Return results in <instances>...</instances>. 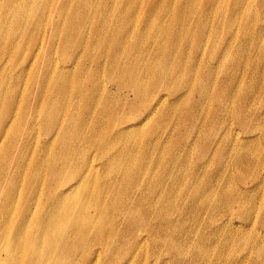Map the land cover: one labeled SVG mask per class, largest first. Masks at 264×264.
I'll use <instances>...</instances> for the list:
<instances>
[{
	"label": "bare ground",
	"instance_id": "obj_1",
	"mask_svg": "<svg viewBox=\"0 0 264 264\" xmlns=\"http://www.w3.org/2000/svg\"><path fill=\"white\" fill-rule=\"evenodd\" d=\"M253 1L254 9L234 1L229 22L241 18L242 34L238 39L240 26L228 25L224 48L202 68L199 53L214 37L215 45L221 25L210 24L208 36L206 16L193 34L184 9L169 27L166 12H156L162 22L152 26V10L130 28L128 11L113 21L93 13L91 0L51 7L49 0H0V264H216L245 247L251 255L233 264H264V232L238 236L254 226L246 220L228 230L234 206L251 220V191L264 195V0ZM211 4V15L225 8V0ZM257 6L260 20L251 32ZM182 35L193 38L191 49L182 48ZM32 39L34 62L23 68L15 57ZM235 42L238 59L254 52L253 66L241 70L243 62L228 52ZM54 49L67 57L76 51L75 79L66 68L34 69L38 56L51 59ZM12 71L19 73L13 86L6 81ZM30 75V87L19 92ZM179 113V122L191 126L188 136L208 131L179 144L175 157L171 145L155 148L165 135L154 128ZM150 121L155 127L148 128ZM234 122L256 138L210 137ZM40 124L47 132L42 141L34 133ZM143 136V152L134 147L128 155L129 142L139 146ZM95 144L108 156L99 159ZM190 146L197 163L206 161L194 166ZM234 170L241 180L251 174L250 185L234 188ZM149 250L156 260H145Z\"/></svg>",
	"mask_w": 264,
	"mask_h": 264
},
{
	"label": "rangeland",
	"instance_id": "obj_2",
	"mask_svg": "<svg viewBox=\"0 0 264 264\" xmlns=\"http://www.w3.org/2000/svg\"><path fill=\"white\" fill-rule=\"evenodd\" d=\"M212 1H215V0H91V3H93V6H92V8H94L93 13L96 14L97 12H99V13L104 12L106 15H111L113 21H116L119 17L122 16V14H124V12L128 11V15H130L129 17L133 18V20L131 22H134L130 26V28L133 27L137 22L142 21L144 16H149L151 14L150 12H152V10L156 15L151 21V22H153L152 26H154V27L159 26L158 23L162 22L161 18H157L155 20L158 13L159 14L164 13V12L167 13L166 17H167L168 21L166 23V27H169L171 24H175L176 21L179 19V12L182 9H184V14L182 16V20H184V21H185V17L187 15H189L191 12V18H190L191 22L189 21V23H192V28H193L192 33L193 34H194L195 30L200 28L199 27V17L206 16V18H207V27H206L207 30H206V32L207 33H208V31H210V28H211L210 24L213 25V22L216 23L217 21H219L221 23V25H220V27H218L216 29L217 37L215 40V45L213 46V41L215 38L214 37L212 39V41L209 42L207 44V46H204V49L199 53L200 57H203V62H204L205 60H208L210 56H212L214 54L218 55L220 53V51L224 48V46H225L224 42L227 39L226 29H227L228 25L233 24L232 26L234 28H238L240 26V29H241L240 31L238 28V31H239V36H237L238 39L240 38V36L242 34V28H243V23H242L241 18L238 19L239 21H237V22H239V24H237V22L235 24L233 23V21L235 19H233V20H231V22H229L231 16L234 15L232 13V10L234 9L233 3L235 0H225V4H224L225 8L222 9L221 14H219L218 16L217 15L215 16V14L211 15V12H212V6H211L212 4L211 3H212ZM49 2H51V4H50V7H51L52 4H54L56 2H60V0H49ZM77 2H84V0H74V4ZM106 3H107V6H105ZM244 4L247 6H253V9H254V1L253 0H244ZM50 7H48V8H50ZM258 9H260L259 6H257V10ZM72 10H73V7H72ZM156 12H158V13H156ZM259 14H260L259 10H258V12L257 11L255 12V10H254V23H252V25L251 24L248 25V29H250L251 32H253V31L257 32L256 29L258 27L256 25L260 20ZM245 15H242V17L245 18ZM96 16H98V15H96ZM251 17H253V16H251ZM33 31L36 32V29H34V27L31 29V31L29 30V34L31 35V33H32V35H33V33H34ZM208 36H209V33H208ZM182 38H184V40L180 41L182 48H184L185 50L188 48L191 49L193 47V38L192 39L185 38L183 35H182ZM34 43H35V40L32 39V41L30 42V44L28 46L24 45V47H22V50L20 52V57L19 58L15 57V59L17 60L16 63H19V62H20L19 64L23 63L22 64L23 68L28 67L31 62L32 63L34 62L33 57L36 55V53L34 52L35 47H36V46H34ZM237 45H239V43L237 44L235 42L234 46L231 47L228 50V52H231V53L235 52L236 58H234V59L235 60H241L243 62L241 70H242L244 65L253 66V63H255L254 61L256 60L254 52L251 51V49H250V55L248 57L244 56V59H238L239 55L241 54V49H240V47L235 48ZM57 52H58V50L54 49L53 56L51 59H49L48 56H44V59H43L42 58L43 55L40 54L38 56L40 58L37 61L38 63L36 62L34 69L39 68L40 70H42V69L43 70H45V69L46 70L47 69L53 70L55 67H57L58 69L66 68L68 70L69 69L71 70V71H69V73L75 79L76 74L73 72L71 65H72L73 61L78 60V54L77 53H76L77 55L74 54L76 52L75 50L74 51L69 50L70 57H67L66 55L65 56H63V54L61 55L60 50L58 53ZM48 61H51V62L49 63ZM207 62L208 61L204 62L205 64H203L202 68H205L207 66L206 65ZM11 65H13V64H11ZM88 65H90V63H88ZM235 65H236V63H234L230 67V70H232L235 67ZM17 74H19V73L12 71V73H10L8 75V77L6 78L7 84H11V86H13L12 81L14 79L16 80ZM241 74H242V72H241ZM25 75L26 74H24L23 76H25ZM248 75H250V74H248ZM20 76H21V74H20ZM31 77H32V75L27 76L25 79H22V82L18 84L19 92H22V90L26 87H30V85L26 84V83L31 81ZM103 80L105 81V83L109 87L111 84V83H108L109 80L105 79L104 77H103ZM115 86H116L115 84H112V86L109 88H112L113 91H115ZM4 87H7V85H4ZM123 92L125 94H127V92H128V95H129L128 98H129L131 103H133L134 105H139V103H137L138 99L132 95V92L130 91L129 88H124ZM18 95H19V93H18ZM225 103H226V106L230 109L231 105L228 104L227 102H225ZM261 105L264 106V101L261 103ZM141 111H143V110L135 111L134 115H132V116L135 118H138ZM184 113H185V111H184ZM180 115L181 114L179 113V115L174 120L172 118H169L167 121L157 120V122L160 123L161 125L159 127L156 126V128H154V130L157 133H161V134L164 133V135H165V140L163 142L159 143L158 147H155V148L160 150V149L166 147V144L171 145V153L175 157L179 154V144H181L182 142L185 144L184 141L196 139L199 136L200 132H207L208 131V129L205 128V129H202L201 131H194V132L190 133V135L188 136L189 128L191 126L189 123H186V124L180 123L179 122V116ZM219 122L222 123L221 119H219ZM226 122L227 123H233L230 120L226 121ZM153 127H155V126L150 121L148 128H153ZM210 132H211L210 137L213 139L216 137L215 136L216 134H219L220 137H223L224 135H231V136H233V138H235L234 134H238L237 136L239 138V143H241V142L250 143L254 138H256V137H247L243 133V131H241L239 129V127L237 126V124L235 122L231 128H226V130H222V131L219 129L218 131L215 130V132H212V131H210ZM232 132H234V134H230ZM34 133H35V137L41 141L45 139V136L47 134L46 130L42 127V124L34 127ZM184 138H186V139L183 140ZM230 138H232V137H230ZM144 140L147 141V137L143 136L141 138V143L139 146H138V142L137 143L134 141L129 142V144H128V155L132 154L134 147H137L138 154H139V152L142 153L146 147L145 146L146 143L144 144ZM29 147L32 151L36 146H35L34 142H32V143H30ZM93 147L98 148L99 152H95V153L99 154V156H100L99 159H103L104 157L108 156L107 154L105 155L103 152H102V154H100V149H99L98 144L93 145ZM191 148H192V146H190V155L193 157L192 161H194V162H192V164L194 166H197L198 164H202L204 161H206V160H199L197 163L196 158H195V156L197 155V152L194 154V151L191 150ZM135 152L137 153V150ZM155 153H158V152L156 151ZM98 161L99 160H97V163H98ZM79 163H81V160H79ZM219 170L220 169L215 167L213 169L214 174H217V172ZM79 171H80V169L76 170L75 173L77 174V172L79 173ZM30 172H32V171H30ZM239 177L241 178V176L238 175V172L234 170L232 172L231 177H230V182H232L234 188L235 187H242L243 188L244 184L250 185L249 184L250 180H252V178H253L251 176V174L246 175V178L245 179L243 178V180H241ZM241 190H242V192H244L243 189H241ZM251 192H252L251 194H253V197L255 199L254 204H253L254 206H253L252 214H251V220L244 219L240 216H237V211L240 208L238 206H234L233 209L236 211V216H234V219L231 222L233 225L228 226V230L233 232L235 229H239L240 224L246 225V223L244 222L245 220L248 222H251L250 224L253 223L254 226L250 225V227H248L247 229H240L241 231L240 232L238 231L237 235L238 234L257 235L259 233L262 234L264 232V222H263L264 195H260V193L257 191L254 193H253V191H251ZM20 196H21L20 198L22 200H24L26 198L27 192H26L25 186H24L23 190L21 191ZM261 222H263V223H261ZM209 233H210V231L208 232V234ZM143 255H145L144 258L146 261L147 260L148 261L149 260H156L153 257L152 252L150 250L148 252L143 253ZM249 255H251V251L247 247H245L243 250L239 249L236 252V254L233 257V260H222L216 264H233L236 260L237 261L241 260L244 257L249 256ZM102 264H103V262H102Z\"/></svg>",
	"mask_w": 264,
	"mask_h": 264
}]
</instances>
